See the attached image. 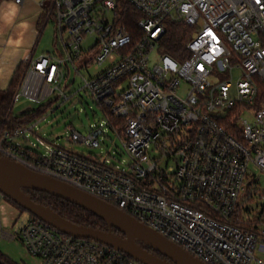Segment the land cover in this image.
<instances>
[{
  "label": "built area",
  "instance_id": "obj_1",
  "mask_svg": "<svg viewBox=\"0 0 264 264\" xmlns=\"http://www.w3.org/2000/svg\"><path fill=\"white\" fill-rule=\"evenodd\" d=\"M126 4L143 16L136 42L121 24ZM39 6L44 25L55 22L59 49L27 62L12 107L22 98L68 101L63 85L73 75L105 119L86 134L70 129L65 147L43 139L38 123L0 121V157L116 207L204 264H264V206L255 217L245 208L258 193L249 166L264 174V104L257 103L264 0H41ZM169 20L195 30L189 58L163 54L150 69ZM182 82L189 86L185 97L178 94ZM108 130L122 141L125 165L69 146L100 149ZM0 233L40 264H140L31 216L14 232L0 220Z\"/></svg>",
  "mask_w": 264,
  "mask_h": 264
},
{
  "label": "rangeland",
  "instance_id": "obj_2",
  "mask_svg": "<svg viewBox=\"0 0 264 264\" xmlns=\"http://www.w3.org/2000/svg\"><path fill=\"white\" fill-rule=\"evenodd\" d=\"M42 12V22L45 20V11L39 7ZM202 21L198 23V28H201ZM195 32V31H194ZM59 49L57 28L54 20L47 24L41 41L38 46V53L44 54H56ZM164 53L160 49V43L151 52L149 67L154 68L159 64L161 57ZM90 74H95L91 68ZM82 75L87 78L88 74L82 70ZM240 75L236 71L234 73V81L237 82ZM75 78L73 85H67L69 81ZM220 79L223 81L227 79L226 75H222ZM82 86V78L80 76L74 77L71 75L63 85L66 94L70 97L68 101L57 99L56 95L51 98L37 103L27 98H22L16 102L12 107V114L15 117H19L32 110H38L44 106V115L41 120H37V130L40 131V136L47 142L55 144L57 146H68L65 139L70 134V129H74L80 134H86L90 127L98 126L104 122V113L102 109L93 102L87 93L80 90ZM189 86L182 82L178 91L179 96L185 97L188 93ZM245 120L252 122V117L243 113L241 115ZM36 146L39 143L36 142ZM71 149L81 154H98L103 158H106L110 163L114 165H125L128 162V157L125 154L122 146L121 139L115 132L108 130L103 139V144L100 149L90 150L79 145H69ZM40 149H42L40 147ZM43 152V150H38ZM249 175L254 177L256 182L254 184L255 189L248 188L247 191L253 190L258 192L254 195L251 201L245 204V208L249 209V215L255 217L260 215L264 206V199L261 198V194H264V174L256 170L252 165L249 166ZM247 178L246 184L248 185L249 178ZM30 215L26 212L18 209L6 198L0 196V220L1 227L6 232H14L20 225H22ZM0 254L9 260V264H40V261L32 257L26 250V248L19 241H9L2 237L0 233ZM258 257L262 258L261 254ZM3 263V262H2Z\"/></svg>",
  "mask_w": 264,
  "mask_h": 264
},
{
  "label": "water",
  "instance_id": "obj_3",
  "mask_svg": "<svg viewBox=\"0 0 264 264\" xmlns=\"http://www.w3.org/2000/svg\"><path fill=\"white\" fill-rule=\"evenodd\" d=\"M22 189L47 194L103 221L107 230L78 226L35 203ZM0 194L59 232L111 247L140 264H204L116 207L66 183L0 157Z\"/></svg>",
  "mask_w": 264,
  "mask_h": 264
},
{
  "label": "trees",
  "instance_id": "obj_4",
  "mask_svg": "<svg viewBox=\"0 0 264 264\" xmlns=\"http://www.w3.org/2000/svg\"><path fill=\"white\" fill-rule=\"evenodd\" d=\"M142 17L143 16L130 5L126 4L123 6L121 24L124 26L125 30L132 36L134 42H136L140 35L138 22L142 19ZM165 26V35L160 40L161 51L165 55H168L177 61L189 58L187 45L192 39L195 30L185 26L181 22H175L172 20L167 21ZM21 74L22 68H20L16 72L10 84V87L5 91L0 92V121L5 122L7 119L8 122H11L12 125L15 126L33 124L37 120H41L43 118L45 111L44 106H42L38 110H32L19 117L13 116V98L18 87ZM257 103L264 104V85L259 87ZM22 191L27 194L35 203L51 209L53 212L73 224L93 228L96 230H107V226L103 221L74 205L51 197L47 194L33 192L27 189H22ZM30 216L34 220H37L34 216ZM0 262H3V264L10 263L9 260H7V258L2 256L1 254Z\"/></svg>",
  "mask_w": 264,
  "mask_h": 264
},
{
  "label": "crops",
  "instance_id": "obj_5",
  "mask_svg": "<svg viewBox=\"0 0 264 264\" xmlns=\"http://www.w3.org/2000/svg\"><path fill=\"white\" fill-rule=\"evenodd\" d=\"M41 0H0V92L7 90L16 72L38 53L47 25L39 10Z\"/></svg>",
  "mask_w": 264,
  "mask_h": 264
},
{
  "label": "flooded vegetation",
  "instance_id": "obj_6",
  "mask_svg": "<svg viewBox=\"0 0 264 264\" xmlns=\"http://www.w3.org/2000/svg\"><path fill=\"white\" fill-rule=\"evenodd\" d=\"M14 205V204H13ZM15 206V205H14ZM17 207V206H16ZM18 209H20V210H22L21 208H19V207H17ZM22 211H24V210H22ZM24 212H26V211H24ZM27 213V212H26ZM27 214H29V213H27ZM30 215V214H29Z\"/></svg>",
  "mask_w": 264,
  "mask_h": 264
}]
</instances>
